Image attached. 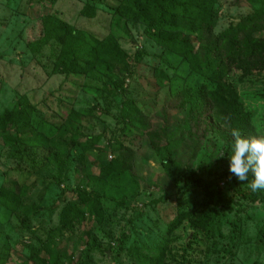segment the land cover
Wrapping results in <instances>:
<instances>
[{"label": "rangeland", "instance_id": "rangeland-1", "mask_svg": "<svg viewBox=\"0 0 264 264\" xmlns=\"http://www.w3.org/2000/svg\"><path fill=\"white\" fill-rule=\"evenodd\" d=\"M121 4L0 0V264H37L32 250L48 241L60 264H138L134 249L153 256L160 245L164 264H264V202L239 195L250 189L228 171L230 129L216 111L210 124L187 108L192 90L235 98L253 115L256 135L264 134V68L236 65L223 81L207 82L184 56L159 46L145 24L121 15ZM88 5L92 16L83 14ZM214 8L215 36L254 12L246 0H216ZM63 23L117 41L126 62H96L67 75L62 43L32 48ZM21 104L35 108V130L1 124ZM116 161L117 170L112 164L100 176ZM119 170L125 178L114 184ZM13 185L16 208L1 201ZM75 189L99 196L102 217L86 215L59 233L64 207L79 203ZM208 190L214 201L238 203L217 206L211 230L194 229L190 217L171 228L176 214L202 209ZM32 206L40 211L27 213ZM49 257L42 253L52 264Z\"/></svg>", "mask_w": 264, "mask_h": 264}, {"label": "trees", "instance_id": "trees-1", "mask_svg": "<svg viewBox=\"0 0 264 264\" xmlns=\"http://www.w3.org/2000/svg\"><path fill=\"white\" fill-rule=\"evenodd\" d=\"M254 9L251 16L243 19L236 26L229 27L219 35L215 36L214 29L217 22V11L214 8L216 0H122L118 11L125 18L141 22L146 25L147 32L153 40L161 47L184 56L191 67L192 72L203 77L207 82L217 83L223 81L233 67L248 66L251 69L264 68V0H246ZM93 7L86 6L83 9L85 16H92ZM185 33L186 37H182ZM194 38V39H193ZM52 39L59 41L64 46V72L74 75L79 70L98 64H122L126 62V55L120 49L117 41L112 38L100 40L94 35L66 26L65 23L48 29L47 35L34 43L33 50H37ZM205 90V89H204ZM203 90V91H204ZM191 103L187 105L188 110L199 112L211 124V117L216 111V117L230 129L226 136L229 152L233 143L232 133L238 131L245 137L257 136L252 127L253 115L246 111L243 105L235 100L229 102L225 97L214 91L202 93L201 91H190L188 93ZM19 110L12 115L10 112L1 119V124L12 123L19 130H35L40 122L35 115V108L27 104L18 106ZM39 127V124H38ZM31 144H35L32 141ZM116 164V170L120 167L119 162L104 165L101 175L107 178L113 170L110 168ZM127 170V169H126ZM123 171H118L112 177V183L120 184L125 178ZM252 178L251 174H249ZM190 179L198 185L203 183L195 178ZM12 195L3 194L1 201L12 208L17 207L16 195L19 192L17 185L9 188ZM78 196L80 205L74 203L64 207L60 216L59 233L74 227L75 220L82 219L86 215L101 219L99 196L86 191L74 190ZM24 194L26 191L23 192ZM209 201L204 205L195 206V209L176 214L170 222L171 228L181 224L190 217L194 229L205 228L211 230L215 227V219L218 217V207L226 208L229 204L238 203L236 198L225 199L219 197L214 201V194L207 191ZM243 200L251 202H264V192L253 193L251 190L240 191ZM216 207H210L209 202ZM57 208L60 203L55 202ZM34 206L29 207L26 212L38 211ZM40 211V210H39ZM219 219V217H218ZM219 224V222H218ZM125 234H123L124 236ZM39 245L32 250V258L37 264H47L42 258V253L47 252L53 259L52 264H60V253L56 251L50 241ZM155 255L147 256L133 250L135 261L138 264H164L162 257L165 248L158 246L153 248ZM180 264V263H174Z\"/></svg>", "mask_w": 264, "mask_h": 264}, {"label": "clouds", "instance_id": "clouds-1", "mask_svg": "<svg viewBox=\"0 0 264 264\" xmlns=\"http://www.w3.org/2000/svg\"><path fill=\"white\" fill-rule=\"evenodd\" d=\"M232 136L228 171L238 181L247 182L251 192H264V134L245 137L234 131ZM249 174L252 176L251 180Z\"/></svg>", "mask_w": 264, "mask_h": 264}]
</instances>
